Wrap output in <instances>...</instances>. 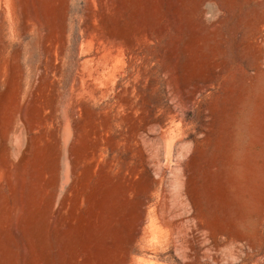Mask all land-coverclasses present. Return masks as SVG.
<instances>
[{
  "label": "rangeland",
  "instance_id": "1",
  "mask_svg": "<svg viewBox=\"0 0 264 264\" xmlns=\"http://www.w3.org/2000/svg\"><path fill=\"white\" fill-rule=\"evenodd\" d=\"M12 2L0 264H264V0Z\"/></svg>",
  "mask_w": 264,
  "mask_h": 264
},
{
  "label": "bare ground",
  "instance_id": "2",
  "mask_svg": "<svg viewBox=\"0 0 264 264\" xmlns=\"http://www.w3.org/2000/svg\"><path fill=\"white\" fill-rule=\"evenodd\" d=\"M29 20H31V18ZM16 25L12 0H0V106L5 98H8L12 104L20 102L26 96L27 92L31 90L33 74L37 71L36 74L41 75L42 68L44 69V67H41L42 59L39 55L37 56L38 53L36 54L37 51L33 43L34 36H40V28L35 27L34 29L33 26L28 24L25 18L21 21V28L19 31ZM49 59L51 58L49 57ZM56 63H58V60ZM43 77H45V75ZM22 121H24V119ZM40 126L41 125H39V127ZM39 129L41 131V128ZM39 129L37 131H39ZM29 130H31L30 127ZM41 133L43 132L41 131Z\"/></svg>",
  "mask_w": 264,
  "mask_h": 264
}]
</instances>
